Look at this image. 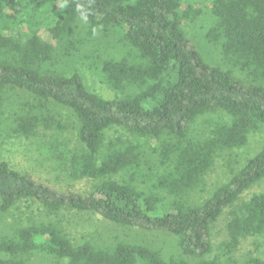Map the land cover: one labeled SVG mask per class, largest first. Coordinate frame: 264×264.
I'll list each match as a JSON object with an SVG mask.
<instances>
[{"label": "trees", "instance_id": "16d2710c", "mask_svg": "<svg viewBox=\"0 0 264 264\" xmlns=\"http://www.w3.org/2000/svg\"><path fill=\"white\" fill-rule=\"evenodd\" d=\"M58 1L0 0V114L1 92L7 89L21 90L30 99L25 114L16 117L15 129L24 136L48 127L51 114L43 112L46 106L67 109L81 144L66 152L73 175L96 184L87 194L56 188L0 161V211L31 200L46 213L94 212L116 224L172 235L193 262L166 259L144 244L118 242L100 248L86 241L73 243L56 224L40 221L19 225L13 238L0 242V264H30L26 258L32 252L62 259L58 264H218L210 257V228L264 178V143L200 203L187 199L203 184L217 149L243 146L250 132L264 126V0H211L222 53L249 69L251 81L204 61L182 27L183 19L191 21L197 13L183 0H67L61 22L52 28L40 31L28 23V7L34 14L39 4ZM78 4L88 11V25L117 27L137 53L134 61L104 59L101 67L111 89L131 84L137 86L136 95L105 99L89 91L76 70L64 74L43 68L59 41L81 20ZM213 114H227L229 122L213 126L206 137L191 139L197 119ZM113 127L142 138L175 139L158 152L159 176L144 186L111 178L139 164L134 146L102 152L106 132ZM229 214L223 242L227 252L244 237L264 239L263 192L252 194ZM244 264H264V259L253 257Z\"/></svg>", "mask_w": 264, "mask_h": 264}, {"label": "rangeland", "instance_id": "374dc122", "mask_svg": "<svg viewBox=\"0 0 264 264\" xmlns=\"http://www.w3.org/2000/svg\"><path fill=\"white\" fill-rule=\"evenodd\" d=\"M188 3L197 13L191 21L183 19L182 27L204 61L227 70L242 80H253L254 76L249 69L240 67L231 56H224L222 53V36L216 28L217 20L212 12L211 0H183V4ZM61 5V0L53 4L41 3L34 14L28 7L26 19L32 27L40 28V31L52 28L61 22ZM124 43L123 32L117 27H92L80 20L74 24L71 33L59 41L53 59L44 63L43 68L48 67L64 74L76 70L88 90L105 99L133 96L138 93L137 86L126 84L121 90H113L103 81L101 70L104 59H138L133 48ZM1 95L4 108L0 114V161H5L12 168L29 173L33 178L56 188L73 189L82 194L91 192L96 181L87 177H75L68 162L70 153L66 152L76 151L78 146H81L76 134L77 123L68 110L58 105L46 106L43 112L51 114L48 127L40 126L35 133L24 136L15 129L16 117L25 114L23 110L30 99L18 89L4 90ZM228 122L227 114L201 116L192 125L190 137L201 139L209 134L213 126ZM172 142H175V139L168 135L142 138L128 134L119 127L109 129L104 137L102 146L105 148L102 152L109 148L134 146L139 162L132 171L127 169L111 178L129 179L138 186L151 182L161 174L157 164L162 156L158 152ZM263 143L264 126H261L248 134L245 145L233 149H217L210 168L203 176V184L190 194L187 203L198 204L208 197L215 188L226 182L246 159L255 155ZM261 192L264 193V178L246 190L235 206L226 208L210 228V257H216L218 264H244L253 257L264 259V239L260 236L242 238L232 252H227L223 244L227 240L225 226L229 212L252 194ZM163 196L164 202L170 204L171 199L164 194ZM40 221L56 224L73 243L86 241L100 248H110L118 242L144 244L158 250L166 259L181 257L193 262V259L180 251L176 239L167 233L116 224L94 212L68 210L46 213L43 207L31 200L19 201L8 211H0V242L13 238L19 225ZM2 255L3 252H0V256ZM26 259L30 264H58L63 261L43 252H32Z\"/></svg>", "mask_w": 264, "mask_h": 264}, {"label": "clouds", "instance_id": "9594fccd", "mask_svg": "<svg viewBox=\"0 0 264 264\" xmlns=\"http://www.w3.org/2000/svg\"><path fill=\"white\" fill-rule=\"evenodd\" d=\"M61 7H67V0H65V3L61 5ZM76 11L80 17L81 20H83L85 23L88 21V11L84 9L83 5H77ZM93 32L95 34V29H93Z\"/></svg>", "mask_w": 264, "mask_h": 264}]
</instances>
